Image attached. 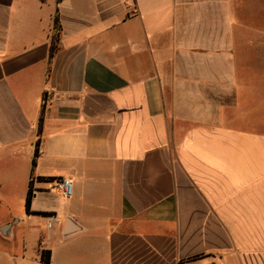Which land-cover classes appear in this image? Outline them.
<instances>
[{"label":"crops","instance_id":"0c3cea01","mask_svg":"<svg viewBox=\"0 0 264 264\" xmlns=\"http://www.w3.org/2000/svg\"><path fill=\"white\" fill-rule=\"evenodd\" d=\"M253 1L0 0V264H264Z\"/></svg>","mask_w":264,"mask_h":264},{"label":"trees","instance_id":"16d2710c","mask_svg":"<svg viewBox=\"0 0 264 264\" xmlns=\"http://www.w3.org/2000/svg\"><path fill=\"white\" fill-rule=\"evenodd\" d=\"M57 23H58V19L55 18V26L57 25ZM56 39H57V36L54 37L52 45L50 47V57L53 56V54H54V52L56 50V47L54 45V41H56ZM36 155H37V152L35 153V157H36ZM34 163H35V161L33 160V165H34ZM32 197H33L32 191L29 190L28 193H27V196H26V200H25V208H26L27 212L29 210V206H30ZM39 215L45 216L47 214L46 213H39ZM40 261L43 262V263H49V261H50V252L49 251H41V253H40Z\"/></svg>","mask_w":264,"mask_h":264},{"label":"built area","instance_id":"2783aa9c","mask_svg":"<svg viewBox=\"0 0 264 264\" xmlns=\"http://www.w3.org/2000/svg\"><path fill=\"white\" fill-rule=\"evenodd\" d=\"M51 101L49 95H46L43 99V103H49ZM55 187L58 191V193L63 197V198H69L72 194V183L69 179L61 178V179H56L54 181ZM46 264V263H42Z\"/></svg>","mask_w":264,"mask_h":264},{"label":"rangeland","instance_id":"374dc122","mask_svg":"<svg viewBox=\"0 0 264 264\" xmlns=\"http://www.w3.org/2000/svg\"><path fill=\"white\" fill-rule=\"evenodd\" d=\"M247 20L250 24L256 25L257 22V9H256V0L253 1L252 5H249L248 11H247ZM4 212H8L5 209H0V218ZM12 214H18L19 211L16 208H13L11 210Z\"/></svg>","mask_w":264,"mask_h":264},{"label":"water","instance_id":"95a60500","mask_svg":"<svg viewBox=\"0 0 264 264\" xmlns=\"http://www.w3.org/2000/svg\"><path fill=\"white\" fill-rule=\"evenodd\" d=\"M1 231H2V233H6L7 227L6 228L4 227Z\"/></svg>","mask_w":264,"mask_h":264}]
</instances>
